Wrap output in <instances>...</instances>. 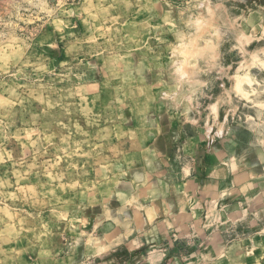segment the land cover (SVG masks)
<instances>
[{"label": "rangeland", "instance_id": "1", "mask_svg": "<svg viewBox=\"0 0 264 264\" xmlns=\"http://www.w3.org/2000/svg\"><path fill=\"white\" fill-rule=\"evenodd\" d=\"M0 264H264V0H0Z\"/></svg>", "mask_w": 264, "mask_h": 264}]
</instances>
